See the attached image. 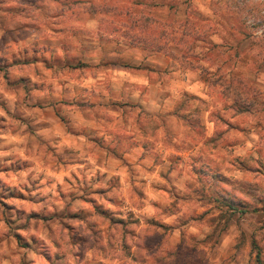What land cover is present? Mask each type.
I'll use <instances>...</instances> for the list:
<instances>
[{"label":"clouds","instance_id":"9594fccd","mask_svg":"<svg viewBox=\"0 0 264 264\" xmlns=\"http://www.w3.org/2000/svg\"><path fill=\"white\" fill-rule=\"evenodd\" d=\"M0 59V264H264V0H0Z\"/></svg>","mask_w":264,"mask_h":264},{"label":"rangeland","instance_id":"374dc122","mask_svg":"<svg viewBox=\"0 0 264 264\" xmlns=\"http://www.w3.org/2000/svg\"><path fill=\"white\" fill-rule=\"evenodd\" d=\"M25 2H34V0H25ZM5 61L0 59V66H2ZM39 72V70H37ZM14 83L16 87L23 86L25 88H28L31 84V81L26 79V78H20L17 81L10 82ZM0 127H3V125H0ZM11 159L10 157H5L4 160ZM244 165L246 166V162H243ZM27 166L26 162H20V161H15L14 163L10 165H5L3 160H0V170L6 171L8 168L12 169H19L22 167ZM197 167L203 170V175L200 177V179L205 182L208 186H212L215 183L214 176H215V165H212L211 167L209 166V163L206 161H200L197 163ZM33 186L35 185V182H32ZM28 191V189H25ZM63 195V194H62ZM0 196H16L20 197L23 199V195L15 190H10L6 185L3 183H0ZM32 199H37V197H32ZM39 199H43V197H39ZM93 203H95L93 201ZM217 205L222 208L223 214L222 217L218 218L220 223L218 224V227L224 226L226 223L230 222L234 218H238L239 216L243 215L246 212H249L251 209L250 208H240L236 207L235 204H222L219 200L216 201ZM15 206H10L5 204L4 208L9 211V217H11V209L14 208ZM254 207V206H252ZM46 211V210H45ZM24 212L21 210L16 211V219H20L24 217ZM57 216L63 215V214H56ZM67 215L70 218H85L88 213L86 210H81L78 213H67ZM262 216H264V213H261ZM50 217L49 215H46L44 213L37 214L35 212L31 213V216L26 219L25 224L19 225L21 227H26L27 226V220H32L34 223H40L43 222L45 224L48 223ZM141 220L145 223L146 226L151 228L152 226L156 227H163L165 228V232L167 233L168 226L164 225L162 221L157 219L155 216H152L148 213H145L142 217H134V216H128L125 220H120L118 221L121 225H124L126 227L127 224H136L139 225ZM10 222H14L10 219ZM65 227H68L70 231L73 232L72 235V241L73 243L76 242H81L83 243V240L85 239L84 237H81L78 233L75 232V230L72 229L71 225H65ZM127 230V228H126ZM19 240L23 241V237L18 236L17 237ZM160 240L161 236L160 235H149L145 237L144 241V246L148 248L149 250H154L156 247H159L160 245ZM32 245L36 246L41 249L42 254L50 261V264H62V256L60 254H56L55 257L53 258L48 254V250L46 247L43 246L42 241H38L35 236L32 237ZM25 246L27 243L25 242ZM176 256V264H186V253L182 251H176L173 253ZM141 261V264H143V259L139 258Z\"/></svg>","mask_w":264,"mask_h":264}]
</instances>
